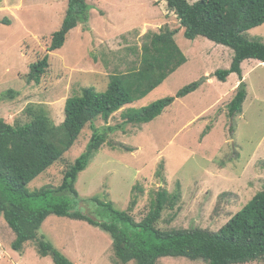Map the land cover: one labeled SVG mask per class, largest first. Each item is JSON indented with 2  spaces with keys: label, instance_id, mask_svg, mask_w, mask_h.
<instances>
[{
  "label": "rangeland",
  "instance_id": "1",
  "mask_svg": "<svg viewBox=\"0 0 264 264\" xmlns=\"http://www.w3.org/2000/svg\"><path fill=\"white\" fill-rule=\"evenodd\" d=\"M68 1L0 0V22L7 20V24L0 23V117L11 125L24 124L31 119L29 108H42L60 126L70 97L88 87L104 92L112 75L141 67L143 46L150 36L164 27L179 30L174 39L187 62L147 97L125 106L108 121H95L96 128L112 127L114 131L80 173L76 188L83 208L98 215L90 201L93 197L128 211L133 188L141 187L131 211L137 222L146 217L158 192L165 189L175 200L166 205L157 229L218 232L264 189V63L254 59L243 63L248 95L242 113L231 118L227 106L238 88L233 89L234 85L241 80L232 74L223 83L214 73L230 68L233 50L204 37L187 39L165 0H86L92 6L89 22L73 29L61 49L49 52ZM246 37L264 43V24ZM46 55L49 69L40 84L31 83V65ZM195 82L200 83L197 90L177 99L154 121L125 123L127 109L175 96ZM92 135L88 124L72 149L33 181L30 190L59 187ZM162 161L165 169L160 177ZM39 236L74 264H117L110 235L85 221L51 215ZM15 239L0 216V264H54L51 257L38 254L36 242L28 243L23 253L14 251ZM157 264L208 263L166 257ZM246 264H264V259Z\"/></svg>",
  "mask_w": 264,
  "mask_h": 264
},
{
  "label": "trees",
  "instance_id": "2",
  "mask_svg": "<svg viewBox=\"0 0 264 264\" xmlns=\"http://www.w3.org/2000/svg\"><path fill=\"white\" fill-rule=\"evenodd\" d=\"M165 1L168 10L179 19L187 39L204 37L233 50L230 68L219 69L214 76L223 83L232 74L239 76L241 83L227 107L231 118L242 113L248 95L242 64L251 59L264 63V43L246 37L249 31L264 24V0ZM91 10L92 6L86 0H69L62 26L52 36L49 52L61 49L68 34L79 24H87ZM178 32L164 27L160 33L150 36L143 46L141 67L112 75L104 92L88 87L80 95L70 97L60 126H56L42 108H29L27 114L31 119L24 124L11 125L0 117V216L16 235L12 243L14 251L23 253L28 243L36 242L41 257H51L54 264H74L51 242L39 236L47 218L55 215L85 221L108 233L117 264H157L159 259L166 257L201 259L208 264H246L264 259V189L218 232L157 229L156 223L166 205L175 200V196H170L165 189L158 192L141 222L131 215L138 202L137 192L142 190L139 186L133 188L128 211L118 210L112 202L98 197L90 200L98 215L89 208L80 207L83 200L76 188L78 177L107 142L109 133L114 131L112 127L96 128L95 121L100 118L108 121L125 106L147 97L187 62L174 39ZM49 67L50 58L46 55L31 65L28 80L40 84ZM199 87L200 83L195 82L175 96L139 109L129 108L123 112L125 123L148 124L177 99ZM88 124L93 128V135L85 151L65 171L61 185L31 191L28 186L72 149ZM163 162L158 170L160 177L165 169Z\"/></svg>",
  "mask_w": 264,
  "mask_h": 264
},
{
  "label": "crops",
  "instance_id": "3",
  "mask_svg": "<svg viewBox=\"0 0 264 264\" xmlns=\"http://www.w3.org/2000/svg\"><path fill=\"white\" fill-rule=\"evenodd\" d=\"M145 34H141V36H144ZM243 65V64H242ZM243 69V68H242ZM243 74H244V69H243ZM245 77V76H244ZM240 81H237L236 84L234 85L233 89H236L239 86Z\"/></svg>",
  "mask_w": 264,
  "mask_h": 264
},
{
  "label": "water",
  "instance_id": "4",
  "mask_svg": "<svg viewBox=\"0 0 264 264\" xmlns=\"http://www.w3.org/2000/svg\"><path fill=\"white\" fill-rule=\"evenodd\" d=\"M80 207H83V203H80ZM87 212V211H86Z\"/></svg>",
  "mask_w": 264,
  "mask_h": 264
}]
</instances>
